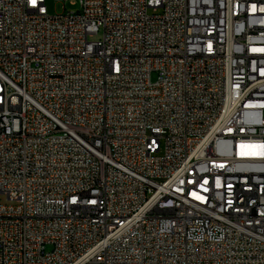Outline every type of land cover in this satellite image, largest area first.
Wrapping results in <instances>:
<instances>
[{
  "label": "built area",
  "instance_id": "obj_1",
  "mask_svg": "<svg viewBox=\"0 0 264 264\" xmlns=\"http://www.w3.org/2000/svg\"><path fill=\"white\" fill-rule=\"evenodd\" d=\"M78 2L0 0V264H264V0Z\"/></svg>",
  "mask_w": 264,
  "mask_h": 264
},
{
  "label": "rangeland",
  "instance_id": "obj_2",
  "mask_svg": "<svg viewBox=\"0 0 264 264\" xmlns=\"http://www.w3.org/2000/svg\"><path fill=\"white\" fill-rule=\"evenodd\" d=\"M46 8L48 14L50 16L63 15L67 13H77L80 11V6L78 0L75 2L74 0L65 1H56V0H46ZM102 36L100 33L98 36L92 37L91 41H98ZM157 80V74H153L152 81L155 82ZM3 203H7V200L3 198ZM47 250H50L48 248Z\"/></svg>",
  "mask_w": 264,
  "mask_h": 264
},
{
  "label": "bare ground",
  "instance_id": "obj_3",
  "mask_svg": "<svg viewBox=\"0 0 264 264\" xmlns=\"http://www.w3.org/2000/svg\"><path fill=\"white\" fill-rule=\"evenodd\" d=\"M227 111H235V104H227ZM14 121H12V112L0 111V129L12 131Z\"/></svg>",
  "mask_w": 264,
  "mask_h": 264
},
{
  "label": "snow or ice",
  "instance_id": "obj_4",
  "mask_svg": "<svg viewBox=\"0 0 264 264\" xmlns=\"http://www.w3.org/2000/svg\"><path fill=\"white\" fill-rule=\"evenodd\" d=\"M33 2H35V0H33Z\"/></svg>",
  "mask_w": 264,
  "mask_h": 264
}]
</instances>
